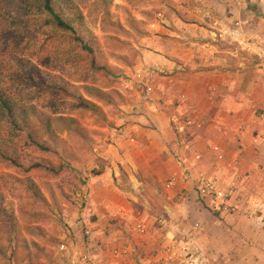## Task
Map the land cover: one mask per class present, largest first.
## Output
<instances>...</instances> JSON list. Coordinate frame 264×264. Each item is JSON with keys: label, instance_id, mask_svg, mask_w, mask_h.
<instances>
[{"label": "crops", "instance_id": "1", "mask_svg": "<svg viewBox=\"0 0 264 264\" xmlns=\"http://www.w3.org/2000/svg\"><path fill=\"white\" fill-rule=\"evenodd\" d=\"M173 6L142 39L138 65L150 91H135L132 113L119 124L135 141L111 142L109 163L89 181L83 216L90 223L97 215L100 241L82 243L79 232L55 264L86 253L90 264H175L163 252L174 239L193 241L207 264H264V0ZM182 94L186 110L176 102ZM174 113L203 127L179 135ZM199 171L223 190L236 182L234 200L255 216L208 209L196 190ZM173 176L187 181L167 187Z\"/></svg>", "mask_w": 264, "mask_h": 264}, {"label": "rangeland", "instance_id": "2", "mask_svg": "<svg viewBox=\"0 0 264 264\" xmlns=\"http://www.w3.org/2000/svg\"><path fill=\"white\" fill-rule=\"evenodd\" d=\"M173 1L108 0L105 8L101 0H74L84 17V33L102 51L98 61L113 71L108 74L74 63L78 47L73 35L50 25L40 26V17L24 19L22 25L12 22L8 16L17 17L21 9L9 0H0L1 94L19 107L33 105L38 112L51 116L56 131L55 136L41 131L40 139L50 147L42 151L31 145L24 133H13L10 124L0 118V141H6L2 146L23 164H11L0 156V210L4 207L16 215L23 231L32 224L45 229L44 237L25 234L32 260L26 258L27 248L23 245L18 251V264H55L57 257L68 251L67 243H78L79 232L82 243H99L96 228L91 237L84 236L88 222L83 212L89 201V181L95 177L92 171L107 166L110 132L132 113L130 105L137 95L127 80L139 70L146 28L159 12L174 8ZM28 63L41 81L40 87L21 78ZM85 85L109 94L103 98L93 96ZM69 87L94 102L97 111L74 108L76 100L67 96ZM58 116L72 117L75 122L56 121ZM35 161L45 166L33 168ZM97 220V215L90 214L88 225ZM14 236L10 224L0 216V264H17L12 255Z\"/></svg>", "mask_w": 264, "mask_h": 264}, {"label": "trees", "instance_id": "3", "mask_svg": "<svg viewBox=\"0 0 264 264\" xmlns=\"http://www.w3.org/2000/svg\"><path fill=\"white\" fill-rule=\"evenodd\" d=\"M101 2H103L105 8H107L106 2H108V0H101ZM9 3L11 5L15 3V8L18 10L19 8L21 9V12L18 13L17 17H14V15L8 16L9 18H12V22L15 21V23H21L22 25V23L25 22L24 19H27L28 21L31 18L29 21H32L37 17H40L42 19L40 26L50 25L67 35H73L75 37L78 47V55L74 59L75 64L84 66L88 70H106L108 74H112L113 71L101 63L100 60L98 61L99 57L102 56V51L93 46L90 35L84 33V29L86 27L83 22L84 17L81 13H79V9L75 5L74 0H9ZM74 9L75 12L71 13ZM105 12L108 14V9H106ZM25 66L27 67H23L24 71L22 72L24 77L21 75V78H24V80L31 85L40 87L41 81L35 77L31 63H28ZM74 88L78 89V87ZM84 88L89 94L100 98L109 94L95 86L85 85ZM61 91L65 92V88H61ZM67 96L73 97L76 100V103L72 104L74 108L92 111H97L98 109V106L94 102L84 98L82 95H78L75 93V90L70 89V87L67 89ZM0 118L5 119V122L7 121L10 124L13 133H24L31 145L36 146L42 151L50 150V147L45 143V141L40 139L39 135L41 136V131L48 132L51 136L56 135L51 116L38 112L37 108L33 105H21V107H19L13 100L4 98L0 91ZM55 119L56 121L63 123L68 122L69 124L75 122V119L72 117L58 116ZM5 142L6 141L4 140L0 141V156L11 162V164L22 167L23 164H20L19 161L15 159L14 156H11L2 146L6 144ZM32 165L33 168H42L45 166L36 161L33 162ZM59 169H61V166ZM103 171L104 167L101 166L100 169L93 170L92 174L96 177L101 175ZM32 191L36 192L37 189H32ZM21 212L24 213L23 211ZM0 216L10 224V228L15 234V247L12 252L15 262L17 264L19 263L18 251L20 246L22 248L23 245L27 248L26 258L32 260V254L28 249V241L25 234L27 233L28 235H38L39 237H44L45 229L42 226L32 224L27 225L23 231L21 225L15 219L16 215L10 214L4 207L0 210ZM88 224L89 223H86L84 225V236H86L85 231L87 226H89Z\"/></svg>", "mask_w": 264, "mask_h": 264}, {"label": "built area", "instance_id": "4", "mask_svg": "<svg viewBox=\"0 0 264 264\" xmlns=\"http://www.w3.org/2000/svg\"><path fill=\"white\" fill-rule=\"evenodd\" d=\"M164 19L162 12L157 14L156 21ZM143 69H139L135 72L132 78L127 80L128 86L137 91L139 94H146L148 92V87L146 84V77ZM150 91V90H149ZM177 104L183 110L187 108L188 99L186 95L182 94L177 97ZM170 123L179 135H186L189 129H199L203 127V122L180 113H174L170 116ZM110 141L112 143L117 141H129L133 143L135 139L130 135V133L124 128V125H117L110 132ZM197 160L201 159V155L195 157ZM187 177L183 176L181 179L177 176L171 177L167 182V187H173L177 182L185 183ZM236 182H234L229 189H222L219 187L217 179L211 175H208L205 171H199L196 175V190L198 192V197L202 203L206 205L208 209L212 212H217L222 215H233L236 213L244 212L247 216H252L253 213L250 209L246 208L245 204L237 199L234 200ZM255 216V215H253ZM95 225L87 226L85 235L86 237H91ZM137 230L144 234L146 232V226L144 223H139L136 226ZM172 244L166 246L163 249L164 258L169 262L175 264H207V259L202 251L197 245L192 244L193 241L190 240H176L174 239ZM65 246H62L64 249ZM92 258L89 253L80 254L78 262L75 264H90Z\"/></svg>", "mask_w": 264, "mask_h": 264}]
</instances>
